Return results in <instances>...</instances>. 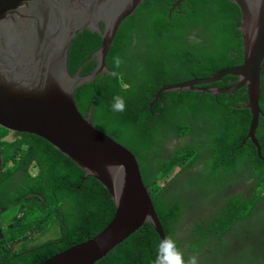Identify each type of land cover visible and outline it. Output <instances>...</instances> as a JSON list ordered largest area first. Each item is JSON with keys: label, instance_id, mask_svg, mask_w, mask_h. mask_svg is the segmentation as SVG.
<instances>
[{"label": "trees", "instance_id": "16d2710c", "mask_svg": "<svg viewBox=\"0 0 264 264\" xmlns=\"http://www.w3.org/2000/svg\"><path fill=\"white\" fill-rule=\"evenodd\" d=\"M173 2L145 0L133 15L123 20L106 58L109 71L118 75H98L91 84L79 87L76 102L85 114L93 106L95 127L136 156L144 184L151 187V200L166 236L176 238L187 258L205 252L208 246L221 245L234 223L252 216L254 212L251 216L248 212L240 213L239 205L247 202L243 201L246 195L255 209L264 202V159L251 140L244 143L253 120L251 111L243 108L248 100L245 88L218 96L198 90L166 92L154 101L164 86L208 78L244 63L239 28L242 11L238 4L230 0H184L180 9L176 7L171 12ZM101 43L99 33L90 29L77 35L69 53V70L73 76ZM117 56L122 60L119 69L113 63ZM96 65L91 60L82 74L92 72ZM235 82L237 78L227 76L215 84L197 88L224 89ZM116 95L126 100L123 112L112 109ZM261 108L257 138L264 157V67ZM11 134L0 127V148L5 159L0 177L4 180L3 187L38 193L43 200L33 196L30 206L26 199L20 202L25 209L22 228L14 221L6 230L4 225L12 223L11 209L7 206L9 214H1L0 255L7 256L0 258V264H39L103 231L116 213L108 190L95 178L85 179L84 171L46 140L25 134L13 142L8 140ZM187 135L196 139L193 147L180 150V145L177 151L165 153L166 143L176 138L187 139ZM201 154L208 172L204 181L207 189L231 192L221 201L216 199L215 207L200 222L187 223L184 214L191 212L188 196L185 198L177 188L167 192L162 187L171 184L165 179L175 170L182 171L181 177L191 171ZM13 162H20L14 171L23 170L25 174L36 166L37 176L23 183L16 182L12 175L2 177ZM239 179L247 180L246 187L251 185L250 181L261 185L254 194L249 190L234 192L238 183L233 182ZM200 195L194 192L191 196ZM203 197L208 196L203 193ZM52 225L59 226L62 235L35 247L32 255L20 241L17 249L13 247L18 238L38 241ZM184 230L186 237L181 236ZM160 240L152 225L145 222L94 264H153ZM8 243L13 244L8 246ZM199 264H202L200 260Z\"/></svg>", "mask_w": 264, "mask_h": 264}, {"label": "water", "instance_id": "95a60500", "mask_svg": "<svg viewBox=\"0 0 264 264\" xmlns=\"http://www.w3.org/2000/svg\"><path fill=\"white\" fill-rule=\"evenodd\" d=\"M145 0H0V127L12 133L37 135L86 169L108 190L116 205L109 225L94 238L58 253L40 264H94L150 222L163 239L166 234L145 187L136 156L124 145L94 127L92 110L84 115L75 100L76 90L98 75H113L106 65L113 40L126 17ZM184 0H176L171 11ZM242 11L244 63L208 78H195L162 87L166 92L198 90L215 96L243 88L251 111V140L262 157L257 139L262 114L264 67V0H230ZM86 29L99 33L102 43L80 67L69 70V53L77 35ZM97 65L81 75L91 60ZM227 76L233 86L197 88ZM263 158V157H262ZM264 159V158H263ZM4 156L0 149V175ZM1 233V228H0Z\"/></svg>", "mask_w": 264, "mask_h": 264}, {"label": "rangeland", "instance_id": "374dc122", "mask_svg": "<svg viewBox=\"0 0 264 264\" xmlns=\"http://www.w3.org/2000/svg\"><path fill=\"white\" fill-rule=\"evenodd\" d=\"M155 5L156 3H154V7ZM185 137L191 141L190 135ZM11 138H13V135L9 139ZM176 139H179L177 146H182L180 150H184L186 147H193L192 141L190 144H186L189 141L188 139ZM194 141H196V139ZM204 160L205 158L201 154V157L198 161H196V164L198 162H204ZM14 172L16 173V178L22 179L19 172ZM177 173L178 172L172 173L170 179H176L177 177L174 175ZM206 178H208V172H205V168H201L197 173H190L184 177L182 176V179L178 182L179 191L182 192L184 196H188L187 205L192 204L198 207L203 216L215 207L214 203L216 202V199L221 201L231 192V190L224 191L220 188L209 191L207 189L208 187L204 184ZM233 183H238L234 192L253 190V194L257 192V187L261 185H255L250 181L251 185L246 187L248 182L245 179L235 180ZM161 185H163V183H161ZM259 188L261 189L262 187ZM162 189H165L167 192H173V190L176 191V187L172 184L164 185ZM194 192L201 195L191 196ZM203 193L208 197L204 198ZM246 196L243 201L247 202L239 205L240 213L248 212L249 216H251L253 212L254 213L247 220L234 223L228 232L229 234L225 236L221 245L209 247L205 252L197 255L198 260H200L202 264H264V202H260L255 209V206L251 207L249 202L250 199L247 198L249 196ZM21 197L22 194L20 193L18 196H15L13 200L18 201ZM219 204L220 203H218V205ZM60 234V229L55 227L49 228L48 230L46 229L45 234L41 236V240L47 242L58 238ZM181 236L185 235L181 234Z\"/></svg>", "mask_w": 264, "mask_h": 264}, {"label": "clouds", "instance_id": "9594fccd", "mask_svg": "<svg viewBox=\"0 0 264 264\" xmlns=\"http://www.w3.org/2000/svg\"><path fill=\"white\" fill-rule=\"evenodd\" d=\"M175 2H176V0H175ZM175 2H173L172 3V6H173V4L175 3ZM180 5V4H179ZM178 6V5H177ZM176 6V7H177ZM176 7H174V9L176 8ZM172 8V7H171ZM173 9V10H174ZM172 10V11H173ZM171 11V12H172ZM169 17H171V15L169 16ZM242 18V17H241ZM240 26V25H239ZM89 63V62H88ZM87 63V64H88ZM113 63H114V67L116 68V69H119L120 67H121V64H122V60H121V58L119 57V56H117V57H115L114 58V60H113ZM85 64V63H84ZM83 64V65H84ZM86 64V65H87ZM82 65V66H83ZM84 70V69H83ZM113 75H118V73H116V72H113L112 73ZM81 75H83V74H81ZM73 77H75V76H73ZM93 82V81H92ZM234 85V84H233ZM232 85V86H233ZM206 86V85H205ZM203 88H210V87H203ZM219 88V87H218ZM77 91V90H76ZM203 93H206V92H203ZM75 100H76V93H75ZM78 105V104H77ZM79 107V106H78ZM112 109H113V111H115V112H123V111H125L126 110V100H125V98L124 97H122V96H120V95H116V96H114L113 97V104H112ZM92 110V114L94 115V108H93V106H91L90 107V110L89 111H91ZM83 113V112H82ZM89 113V112H88ZM88 113L87 114H85V113H83L84 115H88ZM262 115V114H261ZM93 118V117H92ZM261 119V118H260ZM93 124H94V119H93ZM260 125V124H259ZM94 127H95V125H94ZM103 132V131H102ZM258 132V131H257ZM25 134H27V135H32V134H28V133H12L11 134V136L13 135V138H11V139H9L10 137H8V140H14L13 142H16V141H18L21 137H23ZM108 135V134H107ZM37 136V135H36ZM109 136V135H108ZM37 137H39V136H37ZM41 138V137H40ZM43 139V138H42ZM258 139V138H257ZM45 140V139H44ZM47 141V140H46ZM48 142V141H47ZM260 142V141H259ZM49 143V142H48ZM196 143V142H195ZM52 145V144H51ZM255 145V144H254ZM261 145V144H260ZM256 146V145H255ZM52 147L55 149V150H58L59 152H61L64 156H66L69 160H71L75 165H78V167L82 170V171H84V173H85V179H88V178H86V169L84 168V167H82V166H80L79 164H78V162L76 161V160H74V159H72L69 155H66V154H64L58 147H55V146H53L52 145ZM1 149V148H0ZM177 151V150H176ZM2 152V151H1ZM261 157V156H260ZM263 157V156H262ZM261 157V158H262ZM264 158V157H263ZM5 160V159H4ZM19 164H20V162L19 163H15V162H13V163H11V165H9V167H8V170L9 171H7L8 173H12V172H14V169L16 168V167H18L19 166ZM196 165V164H195ZM3 169H4V166H3ZM4 171V170H3ZM3 171H2V173H3ZM23 171V170H22ZM22 171H20L19 173H22ZM2 173H1V175H2ZM1 175H0V177H1ZM172 176V174L170 175V176H168L167 177V179H165L166 180V182H168V183H171L172 185H175V187L177 188V190H178V192L181 194V195H183L184 196V194L182 193V192H180L179 191V188H178V185L176 186V182L178 183V179H170V177ZM2 177H9V175L8 176H5V173L3 174V176ZM35 177V176H34ZM91 177V176H90ZM92 178H94V177H92ZM176 181V182H175ZM144 182V181H143ZM145 185V184H144ZM145 187H147V186H145ZM148 188V190H149V196L151 195V192H152V190H151V187H147ZM251 191V194H253V190H250ZM35 196V195H34ZM35 197H37V198H40V199H42V197H41V195L40 194H36V196ZM185 198H187V196H184ZM150 199H151V196H150ZM43 200V199H42ZM152 201V200H151ZM8 206V209L10 210L11 209V216H12V222H14L15 221V224L16 225H18L20 228H22V226L24 225V223H25V209H24V206H23V204H20V209L18 208V207H11V206H9V205H7ZM189 210L191 211V212H185V214H184V221L185 222H187V223H194V222H197V221H201L205 216H206V214H204V216H203V214L200 212V209H198V207H196L195 205H192V204H190V207H189ZM116 214V213H115ZM200 216H202L200 219H198V218H196V217H200ZM159 218V217H158ZM159 221H160V219H159ZM150 223V222H149ZM160 223H161V221H160ZM145 224V223H144ZM151 224V223H150ZM109 225V224H108ZM107 225V226H108ZM162 225V224H161ZM50 226V225H49ZM53 227H55V228H58V229H60L61 230V234L59 235V237L62 235V233H63V230L59 227V226H56V225H52ZM143 227V226H142ZM142 227H140V228H142ZM153 227V226H152ZM162 227H164V226H162ZM140 228H138L136 231H134L133 233H132V235L135 233V232H137ZM47 229V228H46ZM165 230V229H164ZM185 231V230H184ZM102 232V231H101ZM187 232V231H186ZM45 234V233H44ZM43 234V235H44ZM165 234H166V232H165ZM98 235V234H97ZM58 237V238H59ZM58 238H55V239H58ZM94 238V237H93ZM129 238V237H128ZM127 238V239H128ZM39 239L41 240V236L39 237ZM38 239V240H39ZM55 239H53V240H55ZM92 239V238H91ZM224 239H225V237H224ZM43 243L42 244H45V243H47V242H50V241H52V240H49V241H47V242H44L43 240H41ZM42 244H40V245H42ZM212 246H214V245H211V246H208L207 248H206V250L209 248V247H212ZM114 250V249H113ZM203 253V252H202ZM201 253V254H202ZM55 255V254H54ZM189 255H191V252H189ZM52 257V256H51ZM50 258V257H49ZM49 258H47V259H49ZM45 261V260H44ZM42 263V262H41ZM40 264V263H39ZM153 264H199V260H198V256L197 255H191V256H188L187 258L185 257V253H184V251L181 249V247L178 245V242H177V240H176V238H174L173 236H171V235H169V236H165L163 239L161 238V240L158 242V244H157V248H156V257H155V259H154V261H153Z\"/></svg>", "mask_w": 264, "mask_h": 264}, {"label": "flooded vegetation", "instance_id": "af4514ba", "mask_svg": "<svg viewBox=\"0 0 264 264\" xmlns=\"http://www.w3.org/2000/svg\"><path fill=\"white\" fill-rule=\"evenodd\" d=\"M177 8L180 9L181 8L180 5H178ZM190 136H191V141L194 144L196 141H194V138H193L192 135H190ZM178 140L179 139H174V140L168 142L165 145V148H164L165 153H172L175 150H178V148L180 146V145L177 146V144L179 143ZM188 140L189 141L186 144H190L191 143L190 139H188ZM205 167H206V164L204 162H198L193 167V169L191 171L185 173L183 175V177L188 175V174H190V173H197L201 168H205ZM174 172H178L174 176H176L177 178L182 179V177H181L182 171L175 170ZM8 175H12L13 176L12 179H14L16 182H22L23 183V182L28 181L30 177L37 176V167L36 166L30 167V169L28 170V172L26 174L25 173H20V175L22 176V179L16 178V174L13 175V174H10V173L6 172L5 176H8ZM3 181L0 180V216H1L2 213H4L5 216H7V214H9V212H7V205H9L11 207H18L20 209V207H21L20 206V202L23 199H26L27 200V204L30 206V199L34 195L36 196L37 193L27 192L26 190H23V189L18 188V187L5 189L3 187ZM20 193L22 194V197L18 201H14L13 200L14 197L18 196ZM12 225H13V222L12 223L11 222L7 223V224L4 225V228H6V230H7L8 228H11ZM182 234L185 235L184 237L187 236V232L186 231H183ZM18 239L16 240V242L14 244L13 243H8V246L13 244V247L15 249H17L20 246L18 244V241H20L22 245H26L27 251L29 252L30 255H32V251H33V249L35 247H37V246H39L40 244L43 243L40 239L38 241H36V242H33L29 238H18ZM5 256H7V255H2V256L0 255V258H2V257L4 258Z\"/></svg>", "mask_w": 264, "mask_h": 264}]
</instances>
